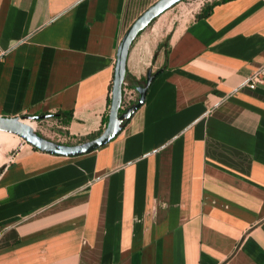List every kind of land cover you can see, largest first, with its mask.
<instances>
[{
    "label": "crops",
    "instance_id": "1",
    "mask_svg": "<svg viewBox=\"0 0 264 264\" xmlns=\"http://www.w3.org/2000/svg\"><path fill=\"white\" fill-rule=\"evenodd\" d=\"M158 1L0 0V117L67 113L68 144L98 137L119 43ZM213 2L135 39L124 83L156 75L112 141L12 154L0 264H264V84L239 88L264 63V0L198 18Z\"/></svg>",
    "mask_w": 264,
    "mask_h": 264
},
{
    "label": "water",
    "instance_id": "2",
    "mask_svg": "<svg viewBox=\"0 0 264 264\" xmlns=\"http://www.w3.org/2000/svg\"><path fill=\"white\" fill-rule=\"evenodd\" d=\"M183 1L185 0H159L136 19L125 32L116 53L107 124L98 137L80 144L66 145L41 137L28 125L23 123L26 119L34 122L46 120L50 118L49 115L0 117V131L16 135L32 149L59 157H77L89 154L105 146L120 133L124 124L143 106L148 88L156 75L152 74L150 70L146 73L145 82L135 88L138 94L137 101L122 114H119L123 97L127 59L133 42L138 34L144 31L154 19H157L164 12Z\"/></svg>",
    "mask_w": 264,
    "mask_h": 264
},
{
    "label": "rangeland",
    "instance_id": "3",
    "mask_svg": "<svg viewBox=\"0 0 264 264\" xmlns=\"http://www.w3.org/2000/svg\"><path fill=\"white\" fill-rule=\"evenodd\" d=\"M192 1H194V0H191V1L185 0V1L177 4L176 10H174L172 17L173 16L179 17L185 9L186 10L191 9V7L188 5V3H191ZM212 1H214V0H212ZM160 21L162 23L165 22V20H163V18L160 20V16H159L153 22V24L149 25L144 31H146V30L150 31L152 29V27L155 26ZM143 83L144 82H142L141 84H143ZM136 101H134L131 105H133ZM26 120H28V119H26ZM28 121H30V122H27V125L35 133L39 134L41 137L48 139L50 141H53V142L68 144L67 142H69V140L64 136L63 130H61V128H59L58 124L54 120L49 118V119L37 121V122H34L32 120H28ZM21 145H25V143L19 137L4 133V132H0V172L5 167V165L7 164L9 157L12 154H15Z\"/></svg>",
    "mask_w": 264,
    "mask_h": 264
},
{
    "label": "built area",
    "instance_id": "4",
    "mask_svg": "<svg viewBox=\"0 0 264 264\" xmlns=\"http://www.w3.org/2000/svg\"><path fill=\"white\" fill-rule=\"evenodd\" d=\"M215 1V0H214ZM212 2V0H194L188 5L191 8H201L204 4ZM191 12V10H190ZM264 84V63H262L259 67H257L248 77L247 79L240 85L239 88H248L250 90L255 89L258 85ZM136 91L134 89L129 88L128 84H123V97L121 103V110H126L129 106L136 101ZM14 159V155L9 157L8 162H11Z\"/></svg>",
    "mask_w": 264,
    "mask_h": 264
},
{
    "label": "trees",
    "instance_id": "5",
    "mask_svg": "<svg viewBox=\"0 0 264 264\" xmlns=\"http://www.w3.org/2000/svg\"><path fill=\"white\" fill-rule=\"evenodd\" d=\"M225 1H229V0H218V2H225ZM218 2H213L209 7H208V9H206V10H204V8L200 11V13H198L197 14V17L198 18H200V17H203V16H205L206 14H208V12H209V9H211V7L213 6V5H215V4H217ZM156 19H154L151 23H150V25L151 24H153V22L155 21ZM143 32V31H142ZM142 32H140L139 34H138V36L142 33ZM137 36V37H138ZM124 82H128V80H127V78H126V75H125V79H124ZM142 82H145V77H143V78H141L139 81H137V83H138V85H140ZM128 86H129V88H131V89H133V87H132V85L130 84V83H128ZM110 104V103H109ZM124 112V110H119V114H122ZM50 116V119H52V120H54L58 125H61V126H65V125H67L68 123H69V121H70V119H71V117L69 116V114H64V116L63 115H60V114H55V115H49ZM107 120H108V116H105L104 117V124L106 125V123H107ZM39 135V134H38ZM94 138H96V136L94 135V136H91V137H89L88 138V140L89 139H94ZM83 142V141H82ZM66 145H71V144H66ZM74 145V144H73ZM35 150V149H34Z\"/></svg>",
    "mask_w": 264,
    "mask_h": 264
},
{
    "label": "bare ground",
    "instance_id": "6",
    "mask_svg": "<svg viewBox=\"0 0 264 264\" xmlns=\"http://www.w3.org/2000/svg\"><path fill=\"white\" fill-rule=\"evenodd\" d=\"M27 122H30V121L25 120L23 123L27 125ZM0 132H2V131H0ZM4 133H7V132H4ZM7 134H10V133H7ZM11 135H13V134H11ZM14 136H16V135H14Z\"/></svg>",
    "mask_w": 264,
    "mask_h": 264
}]
</instances>
